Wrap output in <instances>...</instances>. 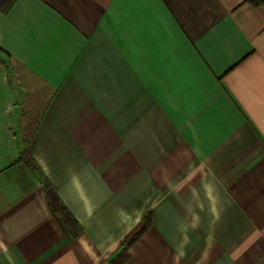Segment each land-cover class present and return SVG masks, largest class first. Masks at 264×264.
<instances>
[{
  "label": "crops",
  "instance_id": "0c3cea01",
  "mask_svg": "<svg viewBox=\"0 0 264 264\" xmlns=\"http://www.w3.org/2000/svg\"><path fill=\"white\" fill-rule=\"evenodd\" d=\"M3 6L0 264H264V4Z\"/></svg>",
  "mask_w": 264,
  "mask_h": 264
},
{
  "label": "trees",
  "instance_id": "16d2710c",
  "mask_svg": "<svg viewBox=\"0 0 264 264\" xmlns=\"http://www.w3.org/2000/svg\"><path fill=\"white\" fill-rule=\"evenodd\" d=\"M249 2L253 5V6H259L261 4H264V0H249ZM2 10H5V6L0 7ZM33 149H34V142H31V145L29 146V148L26 150L25 155L22 157L23 162H26L27 164H29L30 166H32V155H33ZM31 160V163H30ZM56 207V205H55ZM59 216L61 218H63L62 213H58Z\"/></svg>",
  "mask_w": 264,
  "mask_h": 264
}]
</instances>
